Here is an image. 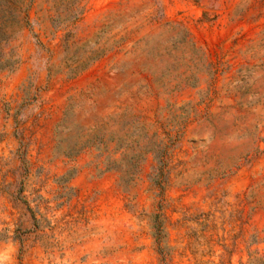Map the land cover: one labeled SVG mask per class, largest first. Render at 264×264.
<instances>
[{
	"label": "rangeland",
	"instance_id": "374dc122",
	"mask_svg": "<svg viewBox=\"0 0 264 264\" xmlns=\"http://www.w3.org/2000/svg\"><path fill=\"white\" fill-rule=\"evenodd\" d=\"M0 264H264V0H0Z\"/></svg>",
	"mask_w": 264,
	"mask_h": 264
}]
</instances>
